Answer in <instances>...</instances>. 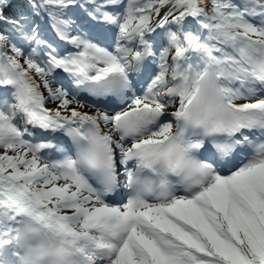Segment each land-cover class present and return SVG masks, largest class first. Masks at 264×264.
I'll return each mask as SVG.
<instances>
[{"label": "snow or ice", "instance_id": "snow-or-ice-1", "mask_svg": "<svg viewBox=\"0 0 264 264\" xmlns=\"http://www.w3.org/2000/svg\"><path fill=\"white\" fill-rule=\"evenodd\" d=\"M0 264H264V0H0Z\"/></svg>", "mask_w": 264, "mask_h": 264}]
</instances>
